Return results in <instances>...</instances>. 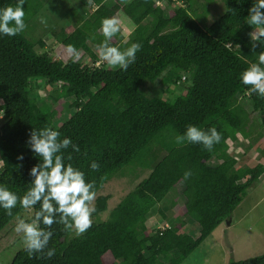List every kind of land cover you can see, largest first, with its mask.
<instances>
[{
    "label": "trees",
    "instance_id": "16d2710c",
    "mask_svg": "<svg viewBox=\"0 0 264 264\" xmlns=\"http://www.w3.org/2000/svg\"><path fill=\"white\" fill-rule=\"evenodd\" d=\"M105 1L80 0L87 17L75 5L54 9L73 27L51 23L59 59L26 36L41 1L0 0V232L28 206L39 231L10 264H181L264 175L263 164L237 167L227 152L238 135L252 149L264 139V2L223 0L202 26L210 12L196 0ZM164 4L180 5L165 13ZM120 14L131 31L117 28ZM79 52L92 66L72 58ZM97 52L126 60L113 69ZM157 80L179 93L151 97L145 86ZM33 81L51 90L40 104ZM72 98L75 112L55 127ZM247 105L260 120L254 137ZM126 167L148 175L105 220L77 229L93 198V216L107 210L97 192ZM178 185L185 200L174 210L197 225L196 238L184 220L150 228L151 210ZM229 264H264V255Z\"/></svg>",
    "mask_w": 264,
    "mask_h": 264
},
{
    "label": "rangeland",
    "instance_id": "374dc122",
    "mask_svg": "<svg viewBox=\"0 0 264 264\" xmlns=\"http://www.w3.org/2000/svg\"><path fill=\"white\" fill-rule=\"evenodd\" d=\"M43 8L36 17L34 23L29 26L27 38L33 41L42 40L45 44L44 48L36 46L38 53H48L55 58L64 59L65 56H60L56 51L57 42L56 39L50 36L51 23L55 20L54 17L57 12L54 10L56 7L65 8L75 5L78 12L88 16L90 8H86L80 3V0H40ZM264 2V0H257ZM105 5L108 7L113 5V0H106ZM166 6L164 4V11H170L175 6ZM184 4H182L183 6ZM206 6V10H209V14L201 22L202 26H208L214 22L223 12L224 4L223 0H213L208 3L207 0H196L195 7H198V12H202ZM75 13V9L72 10ZM61 15V14H60ZM57 16L55 25L58 27H65L66 31L71 32L73 27L67 26V19ZM54 24V23H53ZM117 28L125 33L133 29L132 23L124 17L119 15V22H117ZM54 27V26H52ZM103 31V30H101ZM260 29H254L252 32L253 38L259 35ZM92 47L91 44H89ZM98 53L99 65L105 64L107 67L118 69L126 60V56L123 55L117 59L113 56H105L102 53ZM74 60H78L82 63L92 66V62L87 55L81 54V52L72 56ZM34 96L38 103H42L48 94L50 88L47 87L44 81H33ZM264 90V87H262ZM146 93L151 97H159L163 99H171L177 95L180 91L178 88L168 89L163 86L159 80L153 85L147 84L145 86ZM74 99H66L61 101L62 111L58 113L54 119V126L58 127L64 123L75 112V108L72 106ZM1 104V101H0ZM247 111H251L250 106H246ZM251 113L253 121V137L256 132L260 131V120L256 113ZM0 119L2 114L0 113ZM260 150H264V139H260L252 149L249 146V141L244 140L238 135V140L229 144L227 152L237 162V167L249 166L254 167L261 163L264 165V156ZM215 162L212 161L211 164ZM124 171L109 180L104 186L97 192V195H108L109 200L107 203V210L96 218L92 215V209L94 207V198L89 202L88 206L78 215L77 223L79 227H84L92 222L98 220H105L108 214L118 205V203L134 188L138 186L140 182L148 175V171L141 170L134 167H126ZM184 197L182 195V186L178 185L176 190H171L161 205L153 208L148 215L150 222V228L161 229L166 228L170 222H174L178 225V221L185 222V226L181 231L191 234L193 237H197L199 230L197 225L189 220L187 217L177 216L179 212H175L173 202L177 203L180 207L184 203ZM160 210L164 217L160 215ZM32 209L30 206L26 207L21 213H19L1 232H0V264H10L14 255L28 244L34 242L38 237L39 231L36 222L32 220ZM174 252L171 256H176ZM260 255H264V175L260 177L253 187L246 191L240 204L232 212L230 219L223 222L218 228H216L207 238H205L199 246L192 251L181 264H229L232 261H242L250 258H254ZM164 262L163 258H160Z\"/></svg>",
    "mask_w": 264,
    "mask_h": 264
},
{
    "label": "clouds",
    "instance_id": "9594fccd",
    "mask_svg": "<svg viewBox=\"0 0 264 264\" xmlns=\"http://www.w3.org/2000/svg\"><path fill=\"white\" fill-rule=\"evenodd\" d=\"M1 164H2V161L0 160V166H1Z\"/></svg>",
    "mask_w": 264,
    "mask_h": 264
},
{
    "label": "built area",
    "instance_id": "2783aa9c",
    "mask_svg": "<svg viewBox=\"0 0 264 264\" xmlns=\"http://www.w3.org/2000/svg\"><path fill=\"white\" fill-rule=\"evenodd\" d=\"M157 4L161 5L160 3H157ZM162 228H163V227H162Z\"/></svg>",
    "mask_w": 264,
    "mask_h": 264
}]
</instances>
